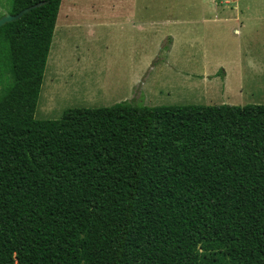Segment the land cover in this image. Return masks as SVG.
<instances>
[{"label":"trees","instance_id":"16d2710c","mask_svg":"<svg viewBox=\"0 0 264 264\" xmlns=\"http://www.w3.org/2000/svg\"><path fill=\"white\" fill-rule=\"evenodd\" d=\"M61 1L0 28V264H264V105L36 120Z\"/></svg>","mask_w":264,"mask_h":264},{"label":"rangeland","instance_id":"374dc122","mask_svg":"<svg viewBox=\"0 0 264 264\" xmlns=\"http://www.w3.org/2000/svg\"><path fill=\"white\" fill-rule=\"evenodd\" d=\"M9 2L0 0V17ZM61 4L36 120L125 101L148 107L264 105V0ZM10 82L5 74L0 94Z\"/></svg>","mask_w":264,"mask_h":264},{"label":"water","instance_id":"95a60500","mask_svg":"<svg viewBox=\"0 0 264 264\" xmlns=\"http://www.w3.org/2000/svg\"><path fill=\"white\" fill-rule=\"evenodd\" d=\"M43 5V3H38L36 5H33L29 8H25L16 15H11L9 13H5L3 16L0 17V28L4 26L7 23L18 21L25 13H27L29 10L34 9L36 7H39Z\"/></svg>","mask_w":264,"mask_h":264},{"label":"crops","instance_id":"0c3cea01","mask_svg":"<svg viewBox=\"0 0 264 264\" xmlns=\"http://www.w3.org/2000/svg\"><path fill=\"white\" fill-rule=\"evenodd\" d=\"M61 2H64V0L63 1H61ZM60 6H61V8H62V4H60ZM60 8V7H59ZM61 8H60V10H61ZM237 10H238V8L237 7H235ZM59 13V12H58ZM61 14V13H60ZM60 14H59V17H60ZM57 26V25H56Z\"/></svg>","mask_w":264,"mask_h":264}]
</instances>
